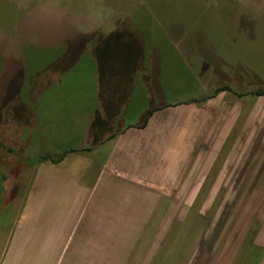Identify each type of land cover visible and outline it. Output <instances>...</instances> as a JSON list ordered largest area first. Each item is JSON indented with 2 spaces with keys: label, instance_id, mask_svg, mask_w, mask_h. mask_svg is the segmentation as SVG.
<instances>
[{
  "label": "rangeland",
  "instance_id": "rangeland-1",
  "mask_svg": "<svg viewBox=\"0 0 264 264\" xmlns=\"http://www.w3.org/2000/svg\"><path fill=\"white\" fill-rule=\"evenodd\" d=\"M191 1L0 0V139L31 171L41 157L63 158L143 120L149 100L137 78L148 62L160 64L156 87L166 98L157 104L207 97L228 85L235 94L212 99L213 113L227 112L229 128L238 111L244 122L241 147L229 150L223 139L218 149L217 134L213 162L196 176L197 196L175 199L180 213L168 217L177 229L164 230L165 214L156 209L135 215L134 228L144 217V229L134 237L125 198H118L115 227L106 230L93 220L79 223L80 213L67 221L52 199L19 264H40L49 238L53 264H188L198 245L196 264H212L243 242L240 264L262 227L264 239V96L253 95L264 90V0H231L227 7ZM8 185L1 182L0 192L11 195ZM26 194L21 189L0 214V253ZM153 204L144 200L145 211ZM256 254L246 264H255Z\"/></svg>",
  "mask_w": 264,
  "mask_h": 264
},
{
  "label": "crops",
  "instance_id": "crops-1",
  "mask_svg": "<svg viewBox=\"0 0 264 264\" xmlns=\"http://www.w3.org/2000/svg\"><path fill=\"white\" fill-rule=\"evenodd\" d=\"M202 1L204 0H192L191 5L202 4ZM205 2L208 6L217 3L218 6L227 7L232 4L231 0H205ZM153 64L144 63L141 70L144 78H137L149 100L142 117H145L150 109L166 105L155 102L157 99L163 101L166 97L158 88L162 85L159 83L158 85L155 81L158 80L160 64L159 62ZM220 94L201 103L183 104L158 110L154 112L145 128L138 127L143 122V118L119 132L96 140L95 146L80 148L74 153L67 152L63 158L58 157L62 158L60 161L57 158L58 162H54L51 158L40 161L32 171L29 167L31 163H27L28 160H25L24 155L15 152L12 148L14 145L11 146L0 139V142L11 147L17 156L14 161L0 157V171H2L0 184L7 180L10 183L7 186L8 191L12 189L11 195L6 190L0 192V214L9 212L11 203H15L21 189H26L27 193L21 202L22 207L15 220L12 234L1 250L0 264L6 261L7 264H19L23 259L20 256L24 253L22 251L24 247L36 244L35 231L39 228V224H43L38 221V218L40 217L42 221L41 216L50 212L54 202L52 199L60 204L61 214H68L67 221L71 215L80 213L79 223L84 219H89L90 222L93 220V225L97 224L100 228L103 224L104 230L111 229L113 225L115 227L118 198H125L122 203H126L128 207L126 212L130 215L129 220L125 222L126 229L137 231L134 232V237L138 236V230L144 229V217L139 221L140 229L134 228V223H137L138 219L135 215H144V212L151 213V211L155 213L156 209L161 210L160 214H165L164 230L177 229V221L174 217L170 220L168 215L180 213V205L175 199L197 196L196 176L198 172L207 171L208 166L212 164V149L217 134L222 140L216 146L218 149L222 148L225 142L223 139L230 141L227 148L229 150L241 147L239 142L244 137V122L239 118V111L236 114V122L234 121L233 127L230 128L229 115L227 116L226 112L228 105L225 106L224 114L226 115L223 116L224 111L216 115L213 113L212 99L222 98L223 95ZM111 135L116 136L110 138ZM235 141L236 146H233ZM21 159L24 160L23 163ZM226 159L225 166L228 171L232 160L230 161L229 157ZM74 165H78L77 173H70L69 166ZM28 171L30 172L27 175ZM224 171L225 167L222 173ZM144 200L154 203L153 209L145 211ZM45 225L47 227L48 224ZM261 229L240 264L252 261L251 254L256 251L257 259L253 261L255 264H264V239H261ZM51 239L42 243L47 247H44L41 252L39 259L41 262H38L40 264L54 263L53 248L50 247L49 241ZM130 243L133 245L136 243L132 237ZM112 245L114 248L109 251L106 259L109 262L111 259L115 261L116 258L115 237ZM244 245L242 242L236 247L232 246L231 250L227 249L225 257L222 255L219 261L212 264H236ZM198 248L197 252L200 253L201 245H198ZM29 251L31 252L30 248ZM198 253L191 254L188 264H196L200 258ZM152 260L153 258L150 259L151 262Z\"/></svg>",
  "mask_w": 264,
  "mask_h": 264
},
{
  "label": "trees",
  "instance_id": "trees-1",
  "mask_svg": "<svg viewBox=\"0 0 264 264\" xmlns=\"http://www.w3.org/2000/svg\"><path fill=\"white\" fill-rule=\"evenodd\" d=\"M95 43V42H94ZM93 43V44H94ZM222 92H229V93H234L233 90L231 89L230 86L228 85H224V86H221L217 89H215L214 93L207 96V97H203V98H200V99H193V100H190V101H186V102H180V103H169V104H166L164 107H155L153 109H150V111L147 113V115L144 117V120L143 122L138 126L139 128H145L150 120V118L152 117V115L154 114V112L158 111V110H162L163 108H167V107H171V106H179V105H183V104H191V103H201L205 100H208V99H211V98H215L218 94L222 93ZM235 94V93H234ZM254 96H257V97H262L264 96V90H257L253 93ZM243 95H239L237 94V97L238 98H241ZM116 135H111L110 138H114ZM0 157H3V158H6L10 161H14L16 159V154L14 152V150L5 145L4 143L0 142ZM64 157V156H63ZM50 158L48 156H44V157H41L40 159H38L37 163H39L40 161H43V160H49ZM59 159V158H58ZM62 159V158H61ZM59 159V161L61 160ZM54 162L57 160V159H52ZM24 160L21 159V163H23ZM58 162V161H56ZM23 165V164H22Z\"/></svg>",
  "mask_w": 264,
  "mask_h": 264
}]
</instances>
